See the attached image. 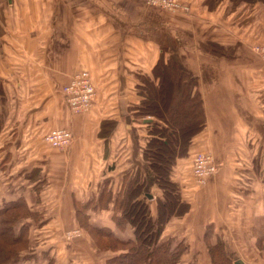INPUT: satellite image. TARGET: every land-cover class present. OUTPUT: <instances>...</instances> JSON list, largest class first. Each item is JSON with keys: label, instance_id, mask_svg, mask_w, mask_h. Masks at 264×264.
Returning <instances> with one entry per match:
<instances>
[{"label": "crops", "instance_id": "1", "mask_svg": "<svg viewBox=\"0 0 264 264\" xmlns=\"http://www.w3.org/2000/svg\"><path fill=\"white\" fill-rule=\"evenodd\" d=\"M192 3L209 8L179 16L188 29L176 41L156 31L160 15L140 13L136 1H125L122 13L110 0H0V206L22 198L38 213L20 225L38 232L78 225L77 204L106 195L114 202L136 181L151 194L143 200L156 219L162 191L142 155L149 134L135 115L137 86L162 56L171 57L197 77L205 125L188 155L175 159L171 179L186 207L163 224L158 240H184L182 256L194 252L202 264L216 240L232 261L264 264V67L249 50L264 43V0ZM79 70L90 73L96 94L91 110L73 117L59 89ZM59 127L73 133L64 151L44 141ZM202 149L218 169L194 189L190 160ZM109 208L89 209V223L96 218L130 238L115 228ZM36 238V263L54 260V239Z\"/></svg>", "mask_w": 264, "mask_h": 264}, {"label": "trees", "instance_id": "2", "mask_svg": "<svg viewBox=\"0 0 264 264\" xmlns=\"http://www.w3.org/2000/svg\"><path fill=\"white\" fill-rule=\"evenodd\" d=\"M151 76L140 77L137 86L140 100L135 115L152 118L146 123L149 138L142 155L162 191V198L158 199L155 224L146 202L139 197L143 185L138 181L114 200L117 225L123 228V224H131L135 239L121 241L107 228L91 225L86 207L83 204L75 206L77 221L85 219V227L98 237V241L107 240V247L104 244V248H111L116 252L115 245L122 246L123 251L108 258V264H178L181 254V251L170 252V243L160 242L158 239L163 224L171 216L183 213L186 207L180 200L178 183L171 179V174L175 159L186 155L191 139L205 125L203 101L197 90V77L171 57L162 56L153 66ZM37 216L38 213L30 211L22 198L2 203L0 264H15L19 260L18 253L28 246L29 241L23 231L29 226L23 223L16 232L15 225L28 217L36 220ZM217 245L222 246V243L210 246L211 259L214 253L215 258L216 255L223 256V253L212 250ZM220 258L219 263L222 261ZM46 264H52V259Z\"/></svg>", "mask_w": 264, "mask_h": 264}, {"label": "rangeland", "instance_id": "3", "mask_svg": "<svg viewBox=\"0 0 264 264\" xmlns=\"http://www.w3.org/2000/svg\"><path fill=\"white\" fill-rule=\"evenodd\" d=\"M125 1H130L131 3H132V1H136L138 8L141 9L140 13H143V11L147 10V11H150L154 14H159L161 19H162V23H160L158 25V27H157L158 30H156V31H166L171 36L175 37V40L177 38V39H179V41L182 40L181 34H179V32H182L183 29L184 30L188 29L186 23H185L186 28L182 27L181 22L179 21L181 18H179V16H182V17L194 16L195 17L199 14H202V12H203L202 8H205V6H206V8H209L207 5H205L204 7L195 5L194 3H192V0H173L174 3L172 5H166V6H160L159 4H156V3H149L146 0H110V5L113 6L114 9H119V7H120L122 9L121 10L122 13H125V11L123 9V7L125 8ZM218 1L219 0H216V2H218ZM176 2L178 3V7L176 6ZM209 2H212L210 5L213 6L214 0H209ZM130 12L132 13L134 11H132L130 9ZM256 44H264V43H254V44L250 45L249 50L252 49L253 51L250 50V52L253 54V56L257 57V59L259 58V60L263 63V59L259 57L260 53L256 49H254V45H256ZM262 66L264 67L263 64H262ZM88 74H89V72H88ZM93 85H94V82H93ZM62 86L59 89L60 93H61ZM94 89H95V94H96L95 85H94ZM61 95H62V93H61ZM94 97H95V95H94ZM63 101H64V99H63ZM16 104H18V103L16 102ZM64 104H65V102H64ZM82 114L83 113H76L73 117L82 116ZM143 118L148 119L146 121L143 120L146 123H147V121L152 119L151 117H148V116H145V117L137 116V119L140 123H141ZM145 125H146V127H148L147 124H145ZM144 146H145V144H144ZM197 151L210 152L209 150H205V149L197 150ZM197 151H194V153ZM210 153L213 155L212 152H210ZM186 155H188V151L186 152ZM192 155H191V160H192ZM213 157H214V155H213ZM191 160H190V173L192 174V172H191ZM214 160H215V157H214ZM215 163H216V167L218 169V166H217L218 164H217L216 160H215ZM217 169H216L215 173L217 172ZM213 175L210 176L208 179H206L205 182L202 184L198 183L193 177L194 186H195L194 189L199 188V187H205L208 184L209 180L212 177H214ZM143 189L144 188L141 189V192L139 193V197L142 199H145V200L146 199H148V200L152 199V197L150 198V197L146 196L145 191ZM108 202H110V208L109 209L112 210L111 218H112L114 225L116 226L115 228L122 229L120 231L127 230L125 232H127L131 235L130 238L122 239V238L117 237L116 235H114L112 227L106 226V225H97V224H99V222L95 221L96 218L92 219L94 226L107 228L108 230H110L112 232V234L116 238L120 239L121 241H127L129 239H135L136 236L134 235V230H133V227L131 224L125 223L122 226L123 228H120L117 225V223H116L117 221L115 218L114 202H113V199L110 198V196H108V195L104 196V198H101V200H99V202H97V203L95 202V200H91L89 203L83 204V205L86 207V209L88 211L89 209L94 208L96 206L106 207V206H108ZM153 205H154V203H153ZM155 220L153 221L154 224H155ZM85 222H86L85 219H83V220L80 219V221H78V225L57 227V228L53 227V230H49V231H45V232L44 231L38 232V230L35 227L30 225V227L27 230L23 231V235L29 241L28 246L26 247V249L21 250L18 253L19 260L15 264H26L24 259H26L28 261V263L31 262V264H37L36 261L34 260V258L32 257L35 254L30 253L32 251V249L34 248V246H37V244H38L36 241L37 236L39 237V239H42V240L43 239L47 240L49 238L54 239L53 240L54 245H51L49 247V249L52 250V253H53L52 255L54 258V260L52 259V264H108L107 263L108 258H110L111 256H113L116 253L123 251L122 246L115 245V248H114L116 250V252L114 251L115 253L113 252V249L111 250V248H104V244L106 246L105 241H107V240H102L101 242L98 241L97 240L98 237L94 233H92L91 230H89L88 228L85 227V225H84ZM122 223L123 222H121V224ZM19 226H20V222L18 221L15 225V231L16 232L18 231ZM155 227H157V226L155 225ZM68 230H76V231H79L80 234L77 236L71 235L70 238H67V231ZM43 233L48 234L49 236L48 237L47 236H45V237L40 236V235H43ZM125 236L126 235H124L122 237H125ZM163 241H168L170 243L168 245V250L170 252H175V251L180 252L181 251L178 264H202L201 261L197 260L198 255L197 254L194 255L193 254L194 252L188 256H185V257L182 256L184 250H187V248H188V246L185 247V242H183L184 240H182L180 242V239H176V237H175L174 240H172V241L170 239L163 240ZM216 241L219 243V240H216ZM84 242H86L88 244H84ZM172 242H173V244H172ZM177 242H179V243H177ZM50 243H52V242H50ZM78 243L79 244L81 243L83 245L82 246L83 251H81V249H79ZM65 247H66V249H65ZM193 247H195V246H193ZM193 247H192V251H193ZM206 247H208V251L211 252L210 246H206ZM213 249L215 250L214 252H217V253L219 252L221 254L223 253V256L222 255H216V258H217V260H216V258L214 257L215 256V253H214V256H212L213 259H211L208 263H204V264H236L237 260L232 261V259H231L232 256L227 255L224 244H222V246L217 245L216 248L212 247V250ZM47 252H48V250H47ZM210 252H209V254H210ZM64 253H66V255H64ZM23 255H27L28 258L21 259ZM193 256H195V257H193ZM195 258H196V260H194ZM219 258L222 260L220 263L218 262ZM48 261H49V259H48ZM48 261L45 262L44 264L48 263ZM58 261H60V262H58Z\"/></svg>", "mask_w": 264, "mask_h": 264}, {"label": "built area", "instance_id": "4", "mask_svg": "<svg viewBox=\"0 0 264 264\" xmlns=\"http://www.w3.org/2000/svg\"><path fill=\"white\" fill-rule=\"evenodd\" d=\"M149 3H156L160 6L172 5L173 0H146ZM178 7V3L176 2ZM264 60V44L254 45ZM264 65V61H263ZM65 102L73 113L87 112L91 109L94 101L95 89L88 71L81 70L73 73L68 81L61 88ZM73 139V134L68 128H53L44 134V141L53 148L60 151L66 150ZM216 163L213 155L207 151H197L193 153L191 160V172L196 181L200 184L212 176L216 171ZM73 232V233H72ZM79 231L68 230L67 238L71 235H79Z\"/></svg>", "mask_w": 264, "mask_h": 264}, {"label": "bare ground", "instance_id": "5", "mask_svg": "<svg viewBox=\"0 0 264 264\" xmlns=\"http://www.w3.org/2000/svg\"><path fill=\"white\" fill-rule=\"evenodd\" d=\"M264 61V60H263ZM79 71H81V70H79ZM87 71V70H86ZM76 72H78V71H76ZM91 76V75H90ZM92 79V78H91ZM63 97H64V95H63ZM64 101H65V98H64ZM66 103V102H65ZM93 103H94V101L92 102V105H91V108L93 107ZM67 105V104H66ZM67 107H68V105H67ZM69 108V107H68ZM70 110V109H69ZM91 110V109H90ZM89 110V111H90ZM89 111H87V112H89ZM70 112L72 113V114H76V113H73L71 110H70ZM87 112H81V113H87ZM80 113V112H79ZM59 128H63V127H59ZM53 129V128H52ZM70 130V129H69ZM49 131V130H48ZM71 131V130H70ZM73 134V133H72ZM73 140V139H72ZM71 143H72V141H71ZM53 148V147H52ZM56 149V148H55ZM193 175V174H192ZM193 177H194V175H193ZM194 179H195V177H194ZM196 180V179H195Z\"/></svg>", "mask_w": 264, "mask_h": 264}, {"label": "water", "instance_id": "6", "mask_svg": "<svg viewBox=\"0 0 264 264\" xmlns=\"http://www.w3.org/2000/svg\"><path fill=\"white\" fill-rule=\"evenodd\" d=\"M145 120H148V119H145ZM148 196L151 197V195H149V194H148ZM236 264H241L240 260H237Z\"/></svg>", "mask_w": 264, "mask_h": 264}]
</instances>
